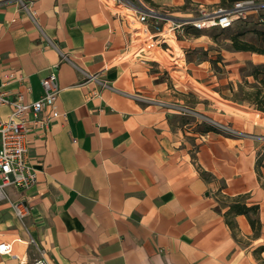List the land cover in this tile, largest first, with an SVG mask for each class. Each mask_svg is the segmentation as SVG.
<instances>
[{"label":"crops","instance_id":"0c3cea01","mask_svg":"<svg viewBox=\"0 0 264 264\" xmlns=\"http://www.w3.org/2000/svg\"><path fill=\"white\" fill-rule=\"evenodd\" d=\"M22 2L0 0V79L16 70L21 79L4 89L13 97L26 83L37 99L40 79L54 72L64 116L28 136L35 185L4 188L11 200L31 205L23 225L35 244L0 201V241L13 242L0 264H31L38 249L49 264H264V143L257 139L264 112L251 121L224 105L242 106L228 99L220 97L218 107L209 97L183 94L158 61L131 58V20L147 8L172 21L193 17L198 4L231 2ZM263 4L240 20L260 27ZM206 37L188 25L175 42L184 54L206 50ZM228 54L227 61L264 63V54ZM203 118L243 134L203 130ZM251 206L255 228L237 211Z\"/></svg>","mask_w":264,"mask_h":264},{"label":"built area","instance_id":"2783aa9c","mask_svg":"<svg viewBox=\"0 0 264 264\" xmlns=\"http://www.w3.org/2000/svg\"><path fill=\"white\" fill-rule=\"evenodd\" d=\"M19 1L23 4L22 0ZM262 4L256 0H238L232 2L230 6L208 7L198 4L193 17L172 21L167 16L147 8L145 12L137 14L136 20L132 18V24L136 21L145 27L141 29L144 38L138 43L139 45L134 42L132 51L137 52L136 56L140 54L148 56L149 39L156 45L166 43L168 45L166 47H170V40H177L186 35L188 25L198 30L229 28L235 20L243 18L246 11L259 9ZM259 22L263 20L260 19ZM17 79H21V76L14 69L3 71L0 79V109L8 108L7 115L0 114V201L9 204L15 217L23 225L25 217L30 213L31 205L25 199L11 200L4 194V188L14 185L17 189L25 191L35 185L36 173L27 158L30 143L28 136L37 129L45 130L53 119L64 114L56 107L59 89L54 72L40 79L43 94L37 99L30 98L31 87L26 83L13 90L11 97L10 92L4 87ZM23 228L28 236L27 242L35 244L28 229L24 225ZM12 243V241H0V255H11ZM38 252L40 258L31 264H49L43 256L44 250L38 249Z\"/></svg>","mask_w":264,"mask_h":264},{"label":"rangeland","instance_id":"374dc122","mask_svg":"<svg viewBox=\"0 0 264 264\" xmlns=\"http://www.w3.org/2000/svg\"><path fill=\"white\" fill-rule=\"evenodd\" d=\"M207 6L212 7V5ZM122 11L126 13L125 10ZM240 19H237L233 26L228 29H205L207 42L206 44L203 42V45H205L206 50H204L203 47H196L192 50L186 49L183 54L181 51L182 46L175 42V40L169 41V44L172 46V48H170L172 51H169L167 50L166 46L168 45L166 43L156 45L149 39V50H151V52L148 54V58L156 60L161 64L165 77L169 81H174L183 94L195 95L196 93L198 97H209L214 100L218 107H223L221 103H224L220 97L228 99L230 102L242 105L243 107L234 106L233 108L230 103H225L224 105H229V107L235 109L234 111L239 113L243 118L256 121L254 115H258V112L262 111L257 110L251 102L241 100L245 95L253 94L256 91L258 84L252 76L247 74L250 72L249 65H258L259 63L247 59L240 60L239 62L235 60H225L231 57L228 52L234 51L231 48V35L238 29H241L243 21ZM133 22L132 27L133 29L135 28L133 32V43L135 42L139 45L138 43H140L145 35L140 29L141 25L136 21ZM243 27L245 28V26ZM164 36L167 35L164 34ZM242 38L251 40L253 43L256 42V37L251 32H247L245 37L243 35ZM136 55L137 52L132 51L131 58L144 56L141 54L138 56ZM246 55L249 56V54ZM235 119L238 118L236 117ZM262 123H264V121H262ZM199 127L203 130L211 128L215 132L235 137H239L243 134L233 129L230 124L225 125L218 123L211 118L210 120H205L203 118V120L200 121ZM257 139L264 143V136L260 135ZM252 214L253 213L249 211L248 218Z\"/></svg>","mask_w":264,"mask_h":264},{"label":"trees","instance_id":"16d2710c","mask_svg":"<svg viewBox=\"0 0 264 264\" xmlns=\"http://www.w3.org/2000/svg\"><path fill=\"white\" fill-rule=\"evenodd\" d=\"M231 3L238 0H229ZM256 1H264V0H256ZM260 19L263 20L261 22V26H256L252 23H244L241 26V29H238L234 34L231 35V48L233 50L239 51H251L258 54H264V18L260 15ZM245 26V28L243 27ZM243 28V29H242ZM247 32H251L255 35V40L258 43H253L251 40L246 38H242ZM249 70L247 75L252 76L255 79V82L258 84L256 91L253 94L245 95L241 101H249L257 108V110L264 112V63L258 65H249ZM207 130H212L208 128ZM257 210L256 206L251 207H243L237 208V211H242L245 215L248 216V212L255 213ZM249 221L251 226L255 228L256 221L249 216Z\"/></svg>","mask_w":264,"mask_h":264},{"label":"bare ground","instance_id":"6f19581e","mask_svg":"<svg viewBox=\"0 0 264 264\" xmlns=\"http://www.w3.org/2000/svg\"><path fill=\"white\" fill-rule=\"evenodd\" d=\"M206 6H207V5H206ZM209 6H210V5H209ZM235 21H236V20H235ZM235 21H234V22H235ZM234 22H233V24H234ZM233 24H232V26H233ZM232 26H231V27H232ZM229 28H230V27H229ZM226 29H228V28H226Z\"/></svg>","mask_w":264,"mask_h":264}]
</instances>
